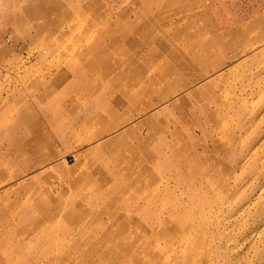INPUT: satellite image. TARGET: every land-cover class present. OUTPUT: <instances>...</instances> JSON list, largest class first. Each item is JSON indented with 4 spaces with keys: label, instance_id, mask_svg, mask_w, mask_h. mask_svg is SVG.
Listing matches in <instances>:
<instances>
[{
    "label": "rangeland",
    "instance_id": "374dc122",
    "mask_svg": "<svg viewBox=\"0 0 264 264\" xmlns=\"http://www.w3.org/2000/svg\"><path fill=\"white\" fill-rule=\"evenodd\" d=\"M262 46L264 0H0V264H264Z\"/></svg>",
    "mask_w": 264,
    "mask_h": 264
},
{
    "label": "crops",
    "instance_id": "0c3cea01",
    "mask_svg": "<svg viewBox=\"0 0 264 264\" xmlns=\"http://www.w3.org/2000/svg\"><path fill=\"white\" fill-rule=\"evenodd\" d=\"M156 17L157 18H160L159 15L153 17V21H152V23L150 25V27H152V28H153V26H155V19H156ZM208 43H210V42H208ZM93 47H95V49H98L100 51H106V48L108 50V45L107 44H101V43L100 44H95V45H93ZM96 47H98V48H96ZM87 49L90 52V50H92V45H90L89 47H87ZM263 49H264V46H262V51H263ZM87 66H88V69H92L95 66L99 70V74L102 75V76H100L101 78L103 77V75L105 76L107 73H109L110 71H112L113 69H115V65L112 66V65L108 64L107 61H103V62L102 61L101 62L98 61V62H95V64L91 63V64H88ZM109 68H111V69H109ZM221 76H222V74H219V73H217L216 75L213 74L212 75V79H209L207 81H208V83L209 82H212L214 80H217ZM99 79H95V84H94L92 90H91V87L90 86L88 87L89 88V92L91 94L89 96L83 95L84 96L83 99H85V102L86 103L87 102H90V99H91V101H93V103L94 102L99 103V108H100L99 111L100 112L102 110L103 111L105 110V112H107V113H112V111L110 110V108L108 106V104H109L108 98H105L103 96V91L100 90L101 89V82H100ZM80 99H81V97H80ZM93 103H92V106H90L92 108V110L94 109ZM89 104H91V102ZM164 107H166V105L163 106L162 108L160 107V109H158V110H164L165 109ZM100 112H98V113H100ZM156 112H158V111H156ZM152 116L153 115L147 116L145 119H143V122H147L149 120V118H151ZM101 124H104V122H101V118H97L96 120H88V121L85 120L79 128L73 129V131L71 132L70 135L65 136V135L60 134V136L57 135L55 141H51L49 143L48 142L47 143H44L43 142L42 145H40V147H39L40 149L38 151H36V153L34 154L35 161L39 165L40 164H48L49 163L50 164V167H52L54 169L55 168H58V167H61V166H64L65 163L63 161H61V159L64 160L65 157L63 155H61V154H65V153H67V151H64V150H61L60 151L59 149H54L55 147H53L52 145L59 144V143H63V145H65L66 143H68L70 141H74V140L76 141L77 139L75 137L73 138L72 136L74 134H77V133L81 132V131H84L86 129V127H87V129H89V127L87 125H90V126H92L91 128H93V126H95V125L100 126ZM99 136H101V135L98 134L95 137L98 138ZM96 138H94V139H96ZM89 140H93V139H89ZM82 145H83V142H80L79 141L78 143H76V146L77 147H80ZM102 145L103 144L101 143V141L96 142L94 145H92L90 147L89 150L90 151L96 150L99 147H101ZM78 155L79 154H77V153L74 154L75 160L79 157ZM49 157H51V158H49ZM27 159H28V156H27ZM96 167H97V165L95 163L94 164H90V165H86L85 168H84V171H83L82 179H84V180H90L91 178H93V173H94V170L96 169ZM74 183L75 182L73 181V184Z\"/></svg>",
    "mask_w": 264,
    "mask_h": 264
},
{
    "label": "bare ground",
    "instance_id": "6f19581e",
    "mask_svg": "<svg viewBox=\"0 0 264 264\" xmlns=\"http://www.w3.org/2000/svg\"><path fill=\"white\" fill-rule=\"evenodd\" d=\"M33 10L34 9H32V10H26L27 12H33ZM140 25H141V23H140ZM149 25V21L148 20H145V23H144V25H141V28H139L138 30H143L144 31V34L145 33H147V30H145V28H146V26H148ZM139 26V25H138ZM143 26H145L144 28H142ZM136 29V28H135ZM136 31V30H135ZM138 33H139V31H137ZM119 43V41H118V39H117V37H114V38H111V45H117ZM163 107V106H162ZM161 107V108H162ZM165 108V107H164ZM122 133V132H121ZM54 153V152H53ZM55 156V155H54ZM44 158V157H43ZM49 158H51V157H49ZM55 158V157H54ZM77 160V159H76ZM51 161V160H50ZM58 161V160H57ZM55 162V161H54Z\"/></svg>",
    "mask_w": 264,
    "mask_h": 264
}]
</instances>
